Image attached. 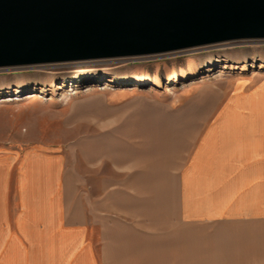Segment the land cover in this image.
<instances>
[{
    "label": "crops",
    "instance_id": "obj_1",
    "mask_svg": "<svg viewBox=\"0 0 264 264\" xmlns=\"http://www.w3.org/2000/svg\"><path fill=\"white\" fill-rule=\"evenodd\" d=\"M250 107L145 111L108 131V166L79 142L75 202L59 157L0 155V228L33 262L264 264V110Z\"/></svg>",
    "mask_w": 264,
    "mask_h": 264
},
{
    "label": "rangeland",
    "instance_id": "obj_2",
    "mask_svg": "<svg viewBox=\"0 0 264 264\" xmlns=\"http://www.w3.org/2000/svg\"><path fill=\"white\" fill-rule=\"evenodd\" d=\"M124 79L137 83L122 84ZM19 87L20 94L4 97ZM33 89L38 93H31ZM0 95V155L17 157L43 148L59 157L75 202L77 164L83 160L79 142L85 143L91 160L95 155L108 166V131L119 132L145 111H171L180 121L185 111L204 117L216 111L240 115L254 110L251 103L264 110V41L139 59L0 70ZM94 141L98 147L92 151ZM10 186L12 210V178ZM4 195L0 189V198ZM8 231L0 228V264H60L54 256L45 263L44 253L41 261H29L28 251ZM13 254L18 259L4 263Z\"/></svg>",
    "mask_w": 264,
    "mask_h": 264
},
{
    "label": "water",
    "instance_id": "obj_3",
    "mask_svg": "<svg viewBox=\"0 0 264 264\" xmlns=\"http://www.w3.org/2000/svg\"><path fill=\"white\" fill-rule=\"evenodd\" d=\"M264 41V0H0V70Z\"/></svg>",
    "mask_w": 264,
    "mask_h": 264
},
{
    "label": "bare ground",
    "instance_id": "obj_4",
    "mask_svg": "<svg viewBox=\"0 0 264 264\" xmlns=\"http://www.w3.org/2000/svg\"><path fill=\"white\" fill-rule=\"evenodd\" d=\"M69 80H72V79H74V77H69L68 78ZM96 79V77H94L93 79H91V80H95ZM90 80V81H91ZM121 83L122 84H127V83H137V81H135V80H133V79H124V80H122L121 81ZM20 89H22V87H19V88H17V90L16 91H10V92H8L7 93V95L6 96H4L5 98H10V97H12V96H10L9 94L11 93V94H13V95H15V96H17L18 94H20ZM32 92L31 93H38L37 92V90H31ZM1 96V95H0Z\"/></svg>",
    "mask_w": 264,
    "mask_h": 264
}]
</instances>
